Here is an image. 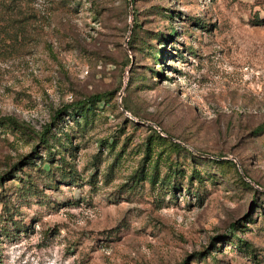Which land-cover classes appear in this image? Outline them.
I'll return each mask as SVG.
<instances>
[{"label": "rangeland", "instance_id": "374dc122", "mask_svg": "<svg viewBox=\"0 0 264 264\" xmlns=\"http://www.w3.org/2000/svg\"><path fill=\"white\" fill-rule=\"evenodd\" d=\"M262 17L264 0H0V118L55 134L48 151L0 124V264H264ZM95 94L86 121L54 117ZM169 162L184 175L164 182Z\"/></svg>", "mask_w": 264, "mask_h": 264}, {"label": "trees", "instance_id": "16d2710c", "mask_svg": "<svg viewBox=\"0 0 264 264\" xmlns=\"http://www.w3.org/2000/svg\"><path fill=\"white\" fill-rule=\"evenodd\" d=\"M135 12V11H133ZM135 19V18H134ZM258 20V23H264V17L262 18H257ZM139 28V23L134 20L133 21V25L131 27V34H134V32H136V29ZM175 33V30L170 27L169 28V31L167 34H165L166 38H169L171 37L173 34ZM164 41V40H163ZM136 43V40L134 41ZM161 43V42H160ZM132 45V43H131ZM133 47V46H132ZM135 47V46H134ZM161 50H156L154 49L151 54H152V57L154 58L155 61H160V55L161 54ZM105 95L103 94H95V95H92V96H89L83 100H79V101H75V102H70L68 104H64L60 109L56 110L54 112V117L58 116L59 114L61 113H69L68 111H70V113H75L76 112V115L78 116H81L85 121L87 120L88 116L95 110V106L102 100H104ZM0 124L2 126H11L13 128L15 127H18V128H21V130L23 131H27L28 133L32 134L35 136L34 132L32 130H30L29 128H27L26 126L22 125V124H19L15 118L13 117H2L0 118ZM156 132V130H155ZM55 134H52L51 130H50V126H46V128L37 136L38 138V143L41 144V147H43V149H47L48 151L51 150V144H50V137L51 136H54ZM67 139V138H66ZM156 139L158 140H165L167 143H168V146L170 147L171 149V152L168 154V157L170 156V154L172 152H178L180 153L181 151H185L186 153H188L189 157L192 159V161L194 159H198L199 162H202V164H218L219 166H223V167H231L233 168L234 170H236L237 174H238V177L240 179V181L242 182L243 185H246V186H249L248 184V181H246L244 178H247L248 175L245 173L243 175H241V173L238 172L237 168H236V162L230 160V159H224V160H219V159H215V158H205V157H202L201 155L199 154H196L188 149H186L185 147H183L181 144L179 143H175V142H172L171 140H168L166 136H162L161 134L157 133L156 134ZM149 143L147 142L146 144V147H147V153H148V150H149ZM35 150V149H34ZM57 152V151H56ZM34 155H38L36 153V151H33ZM59 153V152H57ZM33 155V154H32ZM32 155H27L26 157H23L21 159V161H25V165H28V164H31V161H32ZM35 157V156H34ZM55 158V156H54ZM50 161V160H48ZM195 161V160H194ZM197 161V162H198ZM59 162H61L60 164V171H61V178L64 179L66 177H71L73 180L76 179V173H75V169L73 168V166L71 164H69L63 156H60L59 157ZM179 165H176L175 168L172 167V162H169L168 164V167H169V171L167 173V175L164 176L163 178V181H168V179L171 177V174L173 175V177L175 178L177 175H184V171L182 170H179L178 168ZM21 170V169H19ZM12 174V178L14 177L15 175V171H12L11 172ZM142 172L139 173L138 171H136L133 175H132V179H135L139 177V175L141 176ZM29 177V176H28ZM3 179V177H0V179ZM144 178V177H143ZM142 178V179H143ZM151 178H152V183L155 182V173L153 172L152 175H151ZM194 179H198L199 182H202L203 181V176L201 175L200 176V171L199 170H195V169H192L191 173H190V176H189V184L193 183V180ZM76 181V180H75ZM28 182H32V180L29 178ZM175 184H176V180L174 179L172 181V184H171V188L173 190H175ZM188 184V185H189ZM257 184V183H256ZM190 185L186 187V189L188 191H190ZM254 191H257L256 189H254ZM195 192L197 193L198 190L196 189ZM6 206L5 204H3V207ZM2 216V226L0 228V230L4 233V234H7V232L10 230V226H12L13 224H15L14 220H13V217L11 216V214L6 211V209H3L2 212H1V215ZM231 226H235V224H231ZM218 238V237H217ZM219 239H222L221 237H219ZM244 246H247V247H250L247 245L246 242H244Z\"/></svg>", "mask_w": 264, "mask_h": 264}, {"label": "water", "instance_id": "95a60500", "mask_svg": "<svg viewBox=\"0 0 264 264\" xmlns=\"http://www.w3.org/2000/svg\"><path fill=\"white\" fill-rule=\"evenodd\" d=\"M130 1V0H129Z\"/></svg>", "mask_w": 264, "mask_h": 264}]
</instances>
